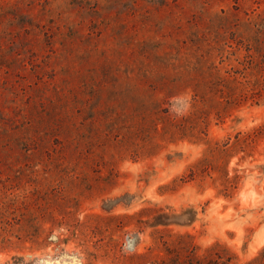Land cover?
I'll use <instances>...</instances> for the list:
<instances>
[{
	"label": "rangeland",
	"instance_id": "1",
	"mask_svg": "<svg viewBox=\"0 0 264 264\" xmlns=\"http://www.w3.org/2000/svg\"><path fill=\"white\" fill-rule=\"evenodd\" d=\"M0 264H264V0H0Z\"/></svg>",
	"mask_w": 264,
	"mask_h": 264
}]
</instances>
